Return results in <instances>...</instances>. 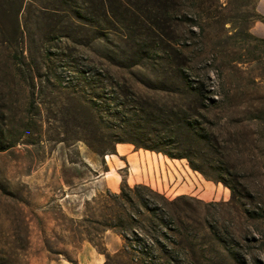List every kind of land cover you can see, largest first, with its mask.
Listing matches in <instances>:
<instances>
[{"label": "rangeland", "instance_id": "obj_1", "mask_svg": "<svg viewBox=\"0 0 264 264\" xmlns=\"http://www.w3.org/2000/svg\"><path fill=\"white\" fill-rule=\"evenodd\" d=\"M180 1V15L190 14L192 19L178 18L173 28L177 35L175 43H179L185 61L179 63L185 73L175 79L170 75L175 68L167 67L175 62L174 56L166 60L164 55L162 61H155L153 56L142 59L137 65L129 60H109L110 52H128L131 42L136 41L126 30H105L103 38L97 37L91 29L64 30L63 23H57V17L41 14L36 4L28 7L27 0H0V24L7 32L4 38L0 37V141L12 144L0 152V169L6 184L5 191H0V204L4 203L11 214L4 223L6 233L0 234V241L10 250L6 264H102L106 260L104 254L87 241L79 242L76 248L60 246L61 254L49 256L41 244V232H50L58 221L54 213L46 219L42 217L43 212H53L60 207L67 216L79 219L84 215L85 201L98 198V203L91 204V208L96 209L92 211L96 213L93 219L102 221L106 192H119L124 182L130 187L149 184L165 196L168 203L144 192L151 205L160 206L161 210L156 213L159 217L174 221L173 229L160 226L158 219L140 208L138 221L140 226L144 224L145 230L137 223L134 233L127 227L103 233L102 242L111 256L120 253L129 262L133 253L128 246L137 244L134 241L137 237L141 245L147 246L148 255L135 256H144L146 260L152 256L156 262L163 263L174 256L183 264H237L235 259L245 264H264V220L245 219L239 208L228 203L229 189L206 180L189 167L186 159L171 162L178 170L183 164L188 166L190 182L185 180L183 172L172 173L173 166L169 162L167 166L161 163L160 158L164 156L161 153L140 148L135 155L132 154L137 150L134 145L116 143L115 153L98 154L88 146L91 142L103 152L107 140L93 137V131L101 134L103 127L97 129L87 106L80 107L75 92L82 90L88 105L95 103L103 119L110 103L95 97L94 92L99 91L97 82L94 85L80 82L73 72H82L87 80L98 76L97 80L103 84L119 82L123 86L121 100H124V89L128 94L126 107L131 106L133 94L138 100L152 104L158 101L168 106L180 104L183 101L178 95H168L157 86L162 83L182 88L183 80L190 74L191 81L210 89L211 98L221 100L207 114L209 120L218 122V146L225 147V139L235 134L249 148L233 160L238 182L247 184L255 196V203L242 199V205L252 209L257 207L256 203H264V124L250 118L249 114L256 109L264 110V77L261 78L264 76V44L251 36L256 0ZM17 22L21 31H25V37L15 29ZM69 35L73 41L66 38ZM7 38L9 41L5 40ZM154 39L150 36L145 42L152 54L159 44ZM24 41L23 54L29 59H23L22 64L14 60L13 64V56ZM164 41L171 47L177 46ZM46 56L49 59L44 64ZM27 61L33 67V75ZM47 70L49 80L40 93L38 86L32 88L30 75L34 77ZM106 92L108 88L103 94ZM197 120L201 122L199 117ZM80 122L83 127L88 125V130L83 131ZM80 134H85L87 141L80 140ZM209 158L217 161L219 157ZM238 158L244 164H237ZM196 162L202 164L199 158ZM108 170L111 171L108 173ZM189 188L203 189L202 199L188 193L175 195ZM18 197L34 206L40 217L30 222L28 234L21 220L12 215L11 205ZM127 211L131 213V209ZM147 218L156 223L155 228L148 224ZM157 242L166 243L169 249L164 253L158 249ZM64 252L76 263L66 260Z\"/></svg>", "mask_w": 264, "mask_h": 264}, {"label": "trees", "instance_id": "obj_2", "mask_svg": "<svg viewBox=\"0 0 264 264\" xmlns=\"http://www.w3.org/2000/svg\"><path fill=\"white\" fill-rule=\"evenodd\" d=\"M24 0H21L23 2ZM28 7L36 4L35 8L41 14H49L57 17V23H63L64 30L71 28L72 30L91 29L97 37H105V30L122 29L130 33V37L136 38V41L131 42V48L128 52L118 51L117 53L110 52L107 58L111 61L124 62L129 60L132 65H137L139 61L145 58H153L155 61H162L166 56H174L175 63L171 64L175 68L174 74L171 73V77H180L183 73V69L180 68L179 63H184L182 56V50L178 48L179 43H175L177 35L174 33V25L178 18L191 20L190 14L183 13L181 11L180 0H27ZM46 1V2H45ZM27 8V7H26ZM255 21H263L264 16L259 15L256 11ZM182 19V20H183ZM65 24H67L65 26ZM63 28H60L62 30ZM15 29L21 31L20 24H15ZM25 33V31H23ZM21 34H24V33ZM7 33V32H6ZM5 31L0 24V37L4 38ZM25 37V34L23 35ZM155 37L154 40H158L157 48L153 54L149 51L147 46V38ZM251 36L264 44V39ZM142 37V38H139ZM67 39H71V36H66ZM171 41L175 47H171L170 43L164 41ZM9 41L8 38L5 39ZM11 40V39H10ZM22 46L17 49V53L13 56L12 63H23V59L28 60L27 55L23 52L26 49L25 41ZM42 57V56H41ZM49 59V56L44 57L45 60ZM165 61V60H164ZM28 66L30 67V62ZM169 68V69H170ZM31 74L33 75V67H30ZM36 71V70H35ZM189 73V72H188ZM77 80L80 82H86L88 85H93L97 82L96 87L99 91L94 92L96 98H101L103 101H108L110 107L106 110V118L103 119L101 111L97 108L96 104L88 105L85 100L82 90L78 89L75 92V97L79 102L80 107L87 106L88 112L92 116V120L97 124V129L103 127V133H99L98 130L93 131V137H100V140H107V147L99 151L95 148L91 142H88V146L92 148L98 154L115 153L116 143H130L134 145L136 149L149 150L162 155L170 159H186L189 167L199 172L206 180H211L215 183H221L227 187L230 191V198L228 203L239 208L240 213L245 219L251 220H264V203H256L252 209L246 208L242 205V199L247 203H255V196L251 192L247 184H241L237 179V166L233 163L235 157L248 152L249 148L245 145V142L238 138L237 135H233L228 139H225L226 146H218V122L209 120L207 114L211 111V108L217 107V102L210 97V89L203 88L202 83H195L191 81L190 74L183 80L182 88L180 87H167L165 84L160 83L157 87L160 91L167 92L168 95H178L181 99L180 104H172L170 106L158 102L138 100L133 94V102L130 107H126L127 93L124 89V94L121 100V92L123 89L119 82L110 81L108 84H103L98 76H90V80L82 72L76 70L73 72ZM186 75V74H185ZM264 76H261L263 78ZM30 79L33 83L32 88L35 89L38 86L39 92L42 93L44 83L49 80V70L43 74L36 73L31 76ZM87 80V81H86ZM108 92L103 94L105 90ZM33 91H31V94ZM111 97V98H109ZM120 97V98H119ZM31 99V98H30ZM201 112V115H200ZM258 112V113H257ZM256 113V114H255ZM250 118L258 119L260 123L264 124V110L250 111ZM197 117L201 119V122L197 120ZM106 119V120H105ZM105 125H101L100 123ZM95 124V125H96ZM99 124V125H98ZM109 124V125H108ZM84 124L80 122L82 130H88L83 127ZM105 133V131H107ZM105 133V134H104ZM105 135V136H104ZM80 140L87 141L85 134H80ZM89 141V140H88ZM12 144H6L0 141V152L7 150ZM209 156H218V160L214 161ZM196 158L202 160V164L196 162ZM213 160V161H212ZM203 164L210 170L204 168ZM237 164H244L239 158ZM6 184H4L3 171L0 169V191H5ZM154 194L161 197L165 203H168L165 196L154 191L152 188L145 184H135L130 187L125 182L120 186V191L106 192L105 203L106 210L101 215L103 220L100 221L93 217L96 216V209L91 208V204H97L98 198L86 200L84 203V215L81 218H73L67 216V214L60 208L56 210L44 211L43 216L46 219H50V213H54L56 220V228H52L50 232L42 230L41 232V244L43 249L48 252V255L61 254L58 247L60 246H72L76 248L79 242L87 241L91 243L100 253L104 254L106 260L102 264H183L174 256L166 258L163 263L157 261L156 258L148 256V260L141 256L140 258L135 255L142 254L148 255V248L143 243L140 244V239L137 237L134 239L137 244H130L128 250L132 252L129 262L126 261L120 253L111 256L102 242V235L106 230H113L115 228L127 227L132 228V232L136 230L134 227L138 223V215L141 214L140 208H143L152 215L155 219H158V224L167 227L169 230L173 229L171 223L173 220L164 221L162 217H159L156 213L157 210H161L160 206L151 205L148 198L145 197V193ZM144 194V195H143ZM132 195L136 197L134 200ZM101 197V196H100ZM180 197H184L181 195ZM110 200V202H108ZM1 202V200H0ZM13 208V216L21 220L25 227L27 234L29 232L30 222L40 220L37 215V211L34 206L28 203L21 197L15 199L11 205ZM128 209H131V213H128ZM94 211V212H92ZM91 214H90V213ZM137 213V216L134 214ZM53 214V215H54ZM8 207L5 204H0V234H5L4 223L10 216ZM95 215V216H94ZM100 217L99 214H97ZM149 225L156 227V223L152 219H146ZM140 229L145 230L144 224L138 226ZM135 235V234H134ZM166 237V234H163ZM127 240V237L124 236ZM158 249L163 251L169 249L166 243L157 242ZM58 249V250H57ZM62 250V249H61ZM63 251V250H62ZM64 258L69 262L76 263L70 256H67V252L63 253ZM10 257V250L7 245L0 241V264H6ZM172 258V259H171ZM124 260V261H123ZM237 264H245L243 260L235 259ZM136 262V263H134Z\"/></svg>", "mask_w": 264, "mask_h": 264}, {"label": "crops", "instance_id": "obj_3", "mask_svg": "<svg viewBox=\"0 0 264 264\" xmlns=\"http://www.w3.org/2000/svg\"><path fill=\"white\" fill-rule=\"evenodd\" d=\"M255 11L259 14V15H261V16H264V0H256V3H255ZM251 33L253 34V35H255L256 37H259V38H263L264 39V22L263 21H259V20H257V21H255L254 23H253V25H252V27H251ZM140 150V149H139ZM138 149L136 150V151H134L132 154H135V155H138V151H139ZM120 154V153H119ZM120 155H122V154H120ZM159 155H160V153H159ZM127 157V156H126ZM159 159V158H158ZM160 160H161V163H163V164H165L166 166H167V163L169 162L172 166H173V169H171L172 171V173H175V172H177V174L179 173V172H183L184 174H186V177H185V180L187 181H189L190 182V177L188 176V174H187V171H188V166L187 165H185V164H183L182 166V168H181V170H178V169H176L175 167H174V164L175 163H173V162H171V160L172 161H174L175 159H170V158H167L166 156H162V158H160ZM176 165V164H175ZM168 168V167H167ZM111 170H108L107 172L109 173ZM190 171V170H189ZM169 172H170V170H169ZM185 180L182 182L183 183V185H185L186 184V182H185ZM146 185H148L149 186V184H146ZM178 185V182L177 183H175V186H177ZM115 188V187H114ZM113 189V188H112ZM190 189V188H189ZM188 189V191H185V192H180V193H175V195L177 196V195H180V194H182V193H188L189 195H191V196H193V197H195V198H197V199H202V196L204 195L203 193H205V191L203 190V189H201V188H194L193 190L192 189H190L189 190ZM113 191V190H112ZM114 191H115V189H114Z\"/></svg>", "mask_w": 264, "mask_h": 264}]
</instances>
